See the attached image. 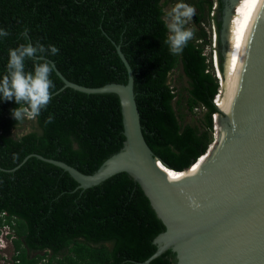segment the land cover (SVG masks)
<instances>
[{
    "label": "trees",
    "instance_id": "trees-1",
    "mask_svg": "<svg viewBox=\"0 0 264 264\" xmlns=\"http://www.w3.org/2000/svg\"><path fill=\"white\" fill-rule=\"evenodd\" d=\"M218 12L224 0H216ZM166 0H0V78L6 72L10 49L39 42L54 45L58 54L43 59L70 82L85 87L127 82L116 45L134 76V93L144 140L167 167L182 172L212 145L213 104L220 86L210 60L204 29L180 55H171ZM199 24L212 11V0L196 3ZM218 35L219 69L221 20ZM33 59H36L35 57ZM26 70L33 67L25 62ZM181 67L187 80L182 94L172 75ZM52 97L31 129L13 134L11 110L15 100H0V230L12 233L11 264H140L156 251L153 240L165 231L140 187L125 173L98 186L77 189V182L61 168L32 154L62 161L92 174L123 146L121 104L115 94H84L63 83L53 70ZM219 90V92H218ZM204 109L202 128L184 117ZM52 116L51 123H47ZM213 116V117H212ZM213 118V119H212ZM13 170V171H12ZM32 252L35 253L32 255ZM42 252V253H41ZM150 264H175L168 250Z\"/></svg>",
    "mask_w": 264,
    "mask_h": 264
},
{
    "label": "water",
    "instance_id": "water-1",
    "mask_svg": "<svg viewBox=\"0 0 264 264\" xmlns=\"http://www.w3.org/2000/svg\"><path fill=\"white\" fill-rule=\"evenodd\" d=\"M223 7L219 13L217 4L216 17L222 22L224 113L213 101L222 126L218 139L213 132L215 145L201 155L209 154L193 174L170 178L161 171L159 166L170 168L144 140L133 71L119 45L115 48L127 73L125 84L85 87L68 81L49 63L62 89L119 97L122 148L92 174L37 154L13 169L34 156L67 172L80 190L127 174L165 227L153 240L156 251L140 264H150L168 250L175 254V264H264V0H224ZM212 125L214 131L213 120Z\"/></svg>",
    "mask_w": 264,
    "mask_h": 264
},
{
    "label": "clouds",
    "instance_id": "clouds-1",
    "mask_svg": "<svg viewBox=\"0 0 264 264\" xmlns=\"http://www.w3.org/2000/svg\"><path fill=\"white\" fill-rule=\"evenodd\" d=\"M195 13L196 9L184 3L183 0L175 3L166 13L165 26L169 34L164 43L168 46L171 55H180L194 38V30L186 25L193 19ZM9 35V31L0 28V38H6ZM58 51L54 45L45 48L39 42L20 44L9 50L6 72L0 78V100H15L17 107L11 110V114L16 123L23 124L26 120H36L50 103L52 89L55 87L50 76L54 69L43 58L48 53L56 55ZM34 57L36 59H33ZM27 60H32L31 70H26ZM52 119L53 117L49 116L46 122L51 123ZM12 233L10 229L7 236L12 238Z\"/></svg>",
    "mask_w": 264,
    "mask_h": 264
},
{
    "label": "rangeland",
    "instance_id": "rangeland-1",
    "mask_svg": "<svg viewBox=\"0 0 264 264\" xmlns=\"http://www.w3.org/2000/svg\"><path fill=\"white\" fill-rule=\"evenodd\" d=\"M167 4L164 8L165 13H167L172 6H174L175 3L180 2V0H166ZM201 0H183L184 3H187L191 6H193L196 9V13L193 16V19L188 22L186 27L192 28L196 31L200 29H204L207 38L206 41H208L205 46H204V54L206 57L210 60L211 66L213 73L215 76L218 77V82H221L220 79V69H219V56H218V37H217V32H216V26H215V17H216V10H217V3L216 0H212L213 3V8L212 11L207 15V13H204V18L202 21L197 24L195 22L196 16L200 14L199 9L196 6V3L200 2ZM166 21V20H165ZM172 79L174 82V85L177 87V90L180 91L182 94L185 93V89L188 87L187 86V80L182 74L181 67L177 68V70L174 71L172 75ZM205 110L204 109H197L192 115H187L184 117V122L188 123L193 126H199L201 129L202 128V121L204 117ZM213 119V118H212ZM31 129V124H23L20 129L14 130L13 134H22ZM211 139L213 141V133H210ZM6 233H4L3 236V245L1 248V251L3 252V255H6L7 258L4 262V260H0V264H11V255H13V245L11 242V238L7 236L8 232H10L9 227H4Z\"/></svg>",
    "mask_w": 264,
    "mask_h": 264
},
{
    "label": "bare ground",
    "instance_id": "bare-ground-1",
    "mask_svg": "<svg viewBox=\"0 0 264 264\" xmlns=\"http://www.w3.org/2000/svg\"><path fill=\"white\" fill-rule=\"evenodd\" d=\"M220 79H221V82H220V92H219V95L216 97V100H215V103L217 105V107L224 113V105H223V81H222V75L220 73ZM214 119H215V123H216V137L218 139L219 137V134H220V130H221V126L222 124L220 123V117L218 114H215L214 115ZM215 143L211 145L210 147V152L212 150V148L214 147ZM209 152V153H210ZM209 155V154H208ZM207 156H202L200 158V160L192 166V168H190L188 171H182V172H179V171H172L171 169H166L162 166H159L161 171H163L164 173H166V175L170 178H186L188 176H190L191 174H193L200 166L201 164L206 160V158L208 157Z\"/></svg>",
    "mask_w": 264,
    "mask_h": 264
},
{
    "label": "built area",
    "instance_id": "built-area-1",
    "mask_svg": "<svg viewBox=\"0 0 264 264\" xmlns=\"http://www.w3.org/2000/svg\"><path fill=\"white\" fill-rule=\"evenodd\" d=\"M4 233H6V231H5V228L3 227L1 230H0V260H4V262H5V260H6V258H7V256L6 255H3L2 253V251H1V248H2V243H3V236L2 235H4ZM12 256V255H11ZM3 264V263H2Z\"/></svg>",
    "mask_w": 264,
    "mask_h": 264
},
{
    "label": "flooded vegetation",
    "instance_id": "flooded-vegetation-1",
    "mask_svg": "<svg viewBox=\"0 0 264 264\" xmlns=\"http://www.w3.org/2000/svg\"><path fill=\"white\" fill-rule=\"evenodd\" d=\"M28 253H32V252H28ZM42 253V252H41ZM35 254V253H32V255Z\"/></svg>",
    "mask_w": 264,
    "mask_h": 264
}]
</instances>
